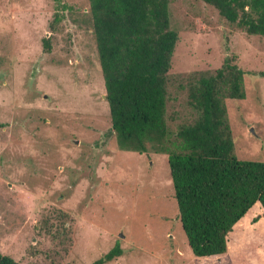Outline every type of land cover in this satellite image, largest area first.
I'll list each match as a JSON object with an SVG mask.
<instances>
[{
	"label": "rangeland",
	"instance_id": "obj_1",
	"mask_svg": "<svg viewBox=\"0 0 264 264\" xmlns=\"http://www.w3.org/2000/svg\"><path fill=\"white\" fill-rule=\"evenodd\" d=\"M61 2L51 29L54 0H0V251L21 264H97L115 245L121 254L99 264H264L263 214L232 229L225 254L192 253L166 154L120 150L109 131L88 0ZM169 13L168 124L190 117L182 77L233 54L245 71V97L225 100L234 151L264 161V38L201 0H170ZM53 208L74 220L63 255L40 231Z\"/></svg>",
	"mask_w": 264,
	"mask_h": 264
},
{
	"label": "trees",
	"instance_id": "obj_2",
	"mask_svg": "<svg viewBox=\"0 0 264 264\" xmlns=\"http://www.w3.org/2000/svg\"><path fill=\"white\" fill-rule=\"evenodd\" d=\"M201 1L248 34L264 38V0ZM54 2L51 29L63 19L66 8L61 0ZM88 2L109 131L117 147L166 154L178 218L192 253L198 257L226 253L234 224L255 202L264 210V161L237 158L225 105L226 99L245 97V71L231 54L213 71L183 76L179 85L186 91L190 117L173 129L168 121L176 116L167 115V102L178 33L170 26V0ZM42 42L50 51V37ZM73 222L68 212L57 208L41 220V234L62 255L71 246ZM120 254L115 245L96 263ZM0 264L21 263L0 251Z\"/></svg>",
	"mask_w": 264,
	"mask_h": 264
},
{
	"label": "crops",
	"instance_id": "obj_3",
	"mask_svg": "<svg viewBox=\"0 0 264 264\" xmlns=\"http://www.w3.org/2000/svg\"><path fill=\"white\" fill-rule=\"evenodd\" d=\"M264 210L261 206V204L259 202H255L244 214L243 217H241L233 226V229H236V235L238 233V231H242V233L244 232V228H246L247 226L249 228H251V223L254 221V218L258 217H263ZM251 222V223H250ZM248 223H250V225H248ZM231 232V231H230ZM229 232V233H230ZM235 235V237H236ZM234 243L235 246H238L237 243L235 242V238H234ZM228 250V249H227ZM225 254V253H224Z\"/></svg>",
	"mask_w": 264,
	"mask_h": 264
},
{
	"label": "water",
	"instance_id": "obj_4",
	"mask_svg": "<svg viewBox=\"0 0 264 264\" xmlns=\"http://www.w3.org/2000/svg\"><path fill=\"white\" fill-rule=\"evenodd\" d=\"M103 97H105V95H102Z\"/></svg>",
	"mask_w": 264,
	"mask_h": 264
}]
</instances>
